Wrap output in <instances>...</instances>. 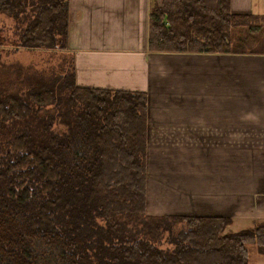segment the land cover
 <instances>
[{
	"label": "trees",
	"instance_id": "16d2710c",
	"mask_svg": "<svg viewBox=\"0 0 264 264\" xmlns=\"http://www.w3.org/2000/svg\"><path fill=\"white\" fill-rule=\"evenodd\" d=\"M263 27L229 0H151L147 51L264 55ZM67 30L68 0H0V49L63 53ZM68 60L0 63V264H246L248 244L264 257V220L229 233L226 218L145 213V93L77 86Z\"/></svg>",
	"mask_w": 264,
	"mask_h": 264
},
{
	"label": "crops",
	"instance_id": "0c3cea01",
	"mask_svg": "<svg viewBox=\"0 0 264 264\" xmlns=\"http://www.w3.org/2000/svg\"><path fill=\"white\" fill-rule=\"evenodd\" d=\"M150 1L68 0L77 86L145 93L148 171L178 151L156 169L173 185L149 199L146 185L147 215L264 220V55L149 53ZM229 8L264 16V0Z\"/></svg>",
	"mask_w": 264,
	"mask_h": 264
},
{
	"label": "rangeland",
	"instance_id": "374dc122",
	"mask_svg": "<svg viewBox=\"0 0 264 264\" xmlns=\"http://www.w3.org/2000/svg\"><path fill=\"white\" fill-rule=\"evenodd\" d=\"M4 21L2 22L4 23L7 29L9 27H12L11 22H7L5 19ZM260 32L263 33L262 37L264 39V27L261 28ZM1 36L3 37V35ZM9 37L11 36L8 35L7 38ZM232 55H235V54H232ZM69 57L70 55L67 53V51H64L63 53H55V52H47V51L20 50V49L15 48L12 44H7L5 47H2L0 49V63L6 66L8 70L10 71H13L16 68H19L22 73H24L26 70L37 71V72H47V69L49 68H55L56 66L60 67L62 62L65 63L64 60L66 62H69L68 60ZM0 77H4V76L0 74ZM155 135H157L155 132L148 133V142ZM176 152L178 151H167V152L166 151H153L152 160L155 156L157 157L158 160H154L156 165H154V163L151 161V164L149 166V171H148V159H146V172H147L146 185L148 188L146 197H148V199H149V193L154 188V186H157V188L159 189L157 193H163L165 192L163 188L166 189L167 187H171L173 185L172 183L170 184V182L165 181L164 178L161 179L157 177L156 169L164 168V166L166 165V159L168 158L169 153H176ZM148 153L149 151H147V157H148ZM253 157L264 159V155H254L253 154ZM169 161H170V156H169ZM241 167H242V164H241V161L239 160V168ZM153 169L155 170V172H153ZM162 176L164 177V175ZM252 226L253 224H251L249 221L237 220V221L232 222L226 228V232L237 233L245 229L251 228ZM245 248L247 251V263L246 264H264V257L257 254L255 245L248 244V245H245Z\"/></svg>",
	"mask_w": 264,
	"mask_h": 264
}]
</instances>
